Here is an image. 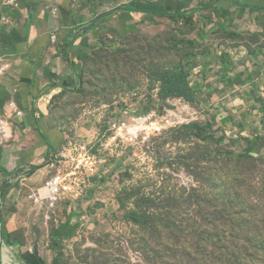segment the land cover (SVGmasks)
I'll return each mask as SVG.
<instances>
[{
	"label": "rangeland",
	"instance_id": "1",
	"mask_svg": "<svg viewBox=\"0 0 264 264\" xmlns=\"http://www.w3.org/2000/svg\"><path fill=\"white\" fill-rule=\"evenodd\" d=\"M67 1L85 28L101 20L91 28L97 40L84 55L79 89L51 109L66 136L51 175L66 178L72 196L79 180L83 196L84 184L95 182L88 196L99 212L64 240L55 233L61 206L37 200L42 187L19 184L10 205L0 204L1 264L4 250L10 264H264V94L219 91L195 103L158 97L161 73L178 70L181 57L228 45V36L200 23L206 13L198 20L190 9L217 0ZM130 9L185 14L137 19ZM207 30L205 39L217 41L198 44V31ZM150 114L161 128L145 142L109 146L102 137L112 121Z\"/></svg>",
	"mask_w": 264,
	"mask_h": 264
},
{
	"label": "crops",
	"instance_id": "2",
	"mask_svg": "<svg viewBox=\"0 0 264 264\" xmlns=\"http://www.w3.org/2000/svg\"><path fill=\"white\" fill-rule=\"evenodd\" d=\"M263 3L217 0L206 6L199 3L190 6L198 20L200 13L208 15L200 22H206L208 30H220L229 38L228 45L215 42L210 51H199L201 53L179 60L178 69H185L190 86L198 94V102L202 100L200 95L219 91L229 95L237 91L264 94ZM48 7L58 8L59 15L52 16ZM21 9L18 17L8 12L12 17L10 24L0 22V57L8 65L0 82V114L8 116L13 131L9 147L0 148V204L4 206L10 205L19 184L39 189L53 176L54 160L59 157L66 136L51 109L58 96L79 89L84 55L97 40L95 30L91 28L101 20L97 18L85 28L83 14L67 0H24ZM145 13H134L132 18L153 16L151 12ZM208 30L206 35L198 31V44L202 40L203 43L217 41L210 37L205 39L209 36ZM88 32L93 33L90 39L85 38ZM234 37L243 41L237 42ZM242 97L234 96V102L244 101ZM11 100L24 112L22 117L12 115L8 108ZM224 106L227 105L224 103ZM259 108L255 103L253 109ZM79 181L77 195L67 194L56 205L61 206L62 219L55 233L60 232L62 236H59L64 240L75 233L78 221L87 224L91 216L95 217L99 212L98 208L93 210V202L88 196L95 188V182L84 184L89 189L83 196L84 192L80 193L78 189L83 182ZM45 195L42 192L41 198L38 194L35 198L47 203ZM4 215H7L5 211L0 212V227L6 237ZM2 241L6 243L4 237ZM58 241L61 240L57 238ZM23 259L33 260L31 255Z\"/></svg>",
	"mask_w": 264,
	"mask_h": 264
},
{
	"label": "built area",
	"instance_id": "3",
	"mask_svg": "<svg viewBox=\"0 0 264 264\" xmlns=\"http://www.w3.org/2000/svg\"><path fill=\"white\" fill-rule=\"evenodd\" d=\"M24 0H0V22L7 25L12 21V17L8 14L11 12L18 17L22 13L21 4ZM48 12L57 17L59 10L56 7H48ZM0 57V82L1 77L5 74L8 65ZM8 108L15 117H22L24 112L20 110L17 103L13 100L9 101ZM155 115L147 116H129L128 118L112 121L108 124L102 133V137H106V143L109 146H133L139 142H145L149 135L160 130L159 121L154 120ZM13 139L12 125L10 119L6 115L0 114V148L6 149L9 147ZM117 144V145H116ZM58 158L54 160L53 166ZM90 160V158H89ZM77 169V168H75ZM22 181L26 182L25 179ZM74 187L60 173L52 176L42 187V192L45 193L47 203L50 207H55L67 194H71ZM41 198V192L37 193Z\"/></svg>",
	"mask_w": 264,
	"mask_h": 264
},
{
	"label": "trees",
	"instance_id": "4",
	"mask_svg": "<svg viewBox=\"0 0 264 264\" xmlns=\"http://www.w3.org/2000/svg\"><path fill=\"white\" fill-rule=\"evenodd\" d=\"M133 13L138 14H146L145 12H139L130 10ZM155 12V13H153ZM152 15H156L159 17H165L169 19H174L176 16L185 14L182 11H177L174 13H168V12H157V11H151ZM161 87L159 90L158 97L160 101H166L168 99H182L188 103H195L198 102V94L194 91V89L190 86L187 73L184 68L178 69L175 71L166 70L161 73ZM133 221H139V219L133 215L130 217Z\"/></svg>",
	"mask_w": 264,
	"mask_h": 264
},
{
	"label": "bare ground",
	"instance_id": "5",
	"mask_svg": "<svg viewBox=\"0 0 264 264\" xmlns=\"http://www.w3.org/2000/svg\"><path fill=\"white\" fill-rule=\"evenodd\" d=\"M3 261H4V264H10V260L8 257V251L7 250L3 251Z\"/></svg>",
	"mask_w": 264,
	"mask_h": 264
}]
</instances>
